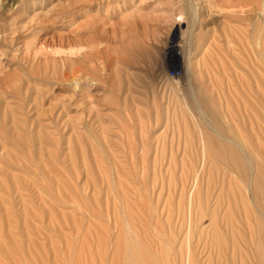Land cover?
I'll return each instance as SVG.
<instances>
[{"label": "rangeland", "instance_id": "obj_1", "mask_svg": "<svg viewBox=\"0 0 264 264\" xmlns=\"http://www.w3.org/2000/svg\"><path fill=\"white\" fill-rule=\"evenodd\" d=\"M233 1L0 0V264H264Z\"/></svg>", "mask_w": 264, "mask_h": 264}, {"label": "bare ground", "instance_id": "obj_2", "mask_svg": "<svg viewBox=\"0 0 264 264\" xmlns=\"http://www.w3.org/2000/svg\"><path fill=\"white\" fill-rule=\"evenodd\" d=\"M228 6H229L228 11L231 13V15L228 13L229 14L228 16H231V18L233 17L237 18V21H239L240 23L249 21V23L247 22L243 30L239 28L237 30L236 29L234 30L233 28V29H229L230 33H232L231 31L233 30L234 37L236 36L238 39L241 40L242 45L244 46V48H246L248 53H250V51L252 52L255 51V47L257 48V46L264 50V0H234ZM253 17L258 18L257 19L258 23L256 24L258 26L257 28L256 27L254 28V30L256 29L254 32L249 30L250 25L253 23L251 19L253 20L255 19ZM226 35H227L226 36L227 40L229 39L228 43H230L231 42L230 35L229 34ZM261 49H260V54L262 51ZM262 56L264 55L262 54Z\"/></svg>", "mask_w": 264, "mask_h": 264}, {"label": "built area", "instance_id": "obj_3", "mask_svg": "<svg viewBox=\"0 0 264 264\" xmlns=\"http://www.w3.org/2000/svg\"><path fill=\"white\" fill-rule=\"evenodd\" d=\"M179 70L178 69H176V68H173L172 70H171V75L173 76V77H175V76H177V75H179Z\"/></svg>", "mask_w": 264, "mask_h": 264}]
</instances>
